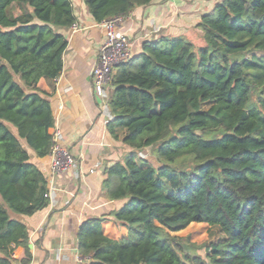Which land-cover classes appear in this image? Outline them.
<instances>
[{"label":"trees","instance_id":"16d2710c","mask_svg":"<svg viewBox=\"0 0 264 264\" xmlns=\"http://www.w3.org/2000/svg\"><path fill=\"white\" fill-rule=\"evenodd\" d=\"M83 1L100 23L153 0ZM74 21L70 0H0V264L17 263L16 246L30 260L28 229L9 211L49 202L21 139L37 157L51 152L54 118L37 82L59 76V28ZM197 27L198 47L183 35L144 40L115 67L107 127L130 151L105 168L102 189L123 203L80 223L88 264H264V0H220ZM144 148L157 167L138 156ZM105 220L127 237H107ZM191 223L220 233L205 259L170 234Z\"/></svg>","mask_w":264,"mask_h":264},{"label":"crops","instance_id":"0c3cea01","mask_svg":"<svg viewBox=\"0 0 264 264\" xmlns=\"http://www.w3.org/2000/svg\"><path fill=\"white\" fill-rule=\"evenodd\" d=\"M70 1L77 29L74 30L72 25L59 28L67 41L62 70L56 79L41 77L37 87L50 103L54 118L51 133L55 129L61 132L59 145L73 155L76 165L54 176L55 195L47 206L32 215L9 211L12 218L24 223L28 229L30 260L27 264H88L77 249L76 234L80 223L118 209L123 203V200L105 197L102 181L105 168L122 162L130 148L121 142L120 136L113 138L109 133V119L90 79L105 28L102 22L94 21L83 0ZM195 9L189 0H153L133 8L123 17L117 31L127 36L132 55H136L144 40L165 35L184 36L185 33L178 29L188 18L194 19ZM21 143L29 154V161L42 172L48 185L50 154L37 157L24 140L21 139ZM102 231L112 239L127 237L126 227L111 220L102 222ZM24 256L23 246L13 249L15 264H21Z\"/></svg>","mask_w":264,"mask_h":264},{"label":"built area","instance_id":"2783aa9c","mask_svg":"<svg viewBox=\"0 0 264 264\" xmlns=\"http://www.w3.org/2000/svg\"><path fill=\"white\" fill-rule=\"evenodd\" d=\"M123 17H112L102 21L105 28L104 39L98 49L97 59L90 72L93 91L101 101L103 112L111 119L108 107V96L111 88L113 70L119 63L129 60L133 55L127 36L117 31V26ZM74 30L76 24H72ZM52 148L50 152V179L48 181L45 197L51 202L55 195L54 176L61 172L71 170L76 165V159L64 147L59 145L61 132L55 129L51 133Z\"/></svg>","mask_w":264,"mask_h":264},{"label":"rangeland","instance_id":"374dc122","mask_svg":"<svg viewBox=\"0 0 264 264\" xmlns=\"http://www.w3.org/2000/svg\"><path fill=\"white\" fill-rule=\"evenodd\" d=\"M218 1L220 0H189V4H192L194 9L198 8L197 11L195 9L197 15L194 19L193 17L188 18L189 20L187 19L185 25L182 26L181 29L179 28L178 31L181 33L184 32V36L190 39L195 47H198L203 43L202 33L197 27L200 16L203 12L211 10L214 4ZM138 156L149 159L155 167L160 164L153 156L151 148H144L143 150L138 151ZM176 166L186 167L189 166V163L187 161H180L179 163H176ZM170 234L175 235L184 246H187V248L191 250V252H195L204 259L206 252L205 247L210 241L215 240L220 236L219 231L215 227L209 226L207 223H191L184 229L170 232Z\"/></svg>","mask_w":264,"mask_h":264}]
</instances>
